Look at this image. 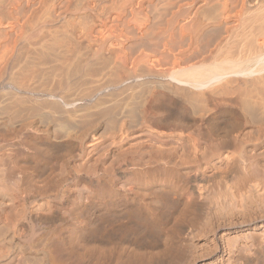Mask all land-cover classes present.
I'll list each match as a JSON object with an SVG mask.
<instances>
[{
  "label": "bare ground",
  "instance_id": "obj_1",
  "mask_svg": "<svg viewBox=\"0 0 264 264\" xmlns=\"http://www.w3.org/2000/svg\"><path fill=\"white\" fill-rule=\"evenodd\" d=\"M0 29V73L23 46L62 56L55 59L60 72L76 65L81 74L80 82L35 75L41 82H30L32 64L20 82H0L6 235L17 230L15 206L30 201L27 182L40 176V195L61 194L62 201L32 202L39 213L32 218L75 221L65 243L85 240L97 249L115 226L121 235L143 234L123 248L128 262L136 249L156 247L154 259L171 255L176 236L162 234L146 198L153 171L164 178L159 193L177 181L187 191L181 205L207 210L204 230L180 227L186 241L204 242L194 264H264V0H0ZM109 109L117 128L102 116ZM86 200L103 210L90 224L73 215ZM15 232L0 240L10 244L2 264H21L29 248L37 264H56L60 236L51 227L26 250Z\"/></svg>",
  "mask_w": 264,
  "mask_h": 264
},
{
  "label": "rangeland",
  "instance_id": "obj_2",
  "mask_svg": "<svg viewBox=\"0 0 264 264\" xmlns=\"http://www.w3.org/2000/svg\"><path fill=\"white\" fill-rule=\"evenodd\" d=\"M0 30H1V32L4 31V29H0ZM21 47L22 48H19V50L17 52L19 54L16 53L17 55L15 54L16 56L13 58V60H11L10 64L4 70L1 71V73H0V82H14L13 79L14 80L17 79V81L20 82V79H21L20 77H22V73L28 71L27 67L31 66L32 64L33 65L31 67H35L36 68L35 73L40 72L41 74L39 73V75H37V74L33 73L31 75V77H29V78L33 79V80L30 79L31 80L30 82H34L35 80H36L35 82H41L40 79L43 80V79H46V77L49 78L48 79L49 81L46 79V80H44L42 82H56V81L57 82H76V81L80 82L81 74H78L79 70L76 69L77 68L76 65H73L76 68L73 67V66H68L69 69L67 68V65H63V69L65 70V72L63 70L60 72L59 69H62L61 68L62 64H59V63L61 62V58H63L62 56L58 57L60 62L58 61V64H57L56 63L57 61H55V59L58 60V58L55 56V59H54L53 58L54 54L52 55V54L49 53L50 55L45 54V56L43 54H40L41 56L43 55V57H46V58H44V61L46 60L47 63H50V66L48 64V68L47 69H43L38 64V63H41L40 62L41 60H42V62H44L43 58H41V56L39 54L35 53L34 51L28 50L27 47H24V49H23V46H21ZM31 55H33V56H31ZM38 56H40V57H38ZM29 57H30V59L33 58V62L34 63L32 61H30ZM40 58H41V60H40ZM47 59L49 61H47ZM37 60H38V62H37ZM53 61L56 63L55 65H52V64H54ZM51 62H53V63L51 64ZM62 62H64V61H62ZM58 65H60V66H58ZM64 66H65V68H64ZM28 68L30 69V67H28ZM73 68H75V69H73ZM18 69H19V71H17ZM45 70H47L46 71L47 73L45 72ZM49 70L50 71L53 70V72H56V73L52 74V72H50ZM73 70H76L75 71L76 73ZM69 71L72 72V73H70ZM62 72H64V73H62ZM60 73L62 75H60ZM15 74H17V75L20 74L21 76L18 75L17 77H15L16 76ZM51 74L53 76H51ZM33 75L40 77V79L35 77V76H33ZM78 75H80V77ZM33 77H35V78H33ZM10 78H12V81H11ZM17 81H15V82H17ZM115 112H116L115 110L109 109L106 112L107 114L103 113V115H102L104 118L106 117V119H105L106 123L109 126V128H111V129H114L115 127L117 128V126H118V121L116 119ZM111 113H112V115H111ZM108 114L111 115V116H109ZM107 115H108V117H107ZM131 116L135 119L136 113L132 112ZM63 122H64L63 124H65V125H68V126L72 125V123H70V121H63ZM111 125H112V127H110ZM193 159H191V162L189 161L190 165L197 166L200 162L198 161V159H194V160ZM192 162L193 163L196 162V164H193ZM43 179H44V177H40L39 176L34 181V183H33V180H31L32 183L29 182L30 180L27 182V187H29L30 190H29V188L26 189L27 192L25 191L23 193V196L25 198L24 200H26L27 198L30 199V201H29L30 203L29 202L25 203V201L20 200L18 205L15 206L16 209L15 208L13 209L12 215L15 213L13 215L14 217L15 216L17 217L18 214H19L18 217L19 218L21 217L20 219L19 218H13V221L14 220L15 221L18 220L16 222L14 221V226L17 225L14 228H16L17 230L14 229L13 232L16 231L15 232L16 234H21V235H18V236L15 237V241H17V243H22L21 247H23V249L26 250L25 247H26V245H28L26 243H28L29 240L36 241L38 239H41L42 237H44V235L46 233V230L51 227L56 232V234H58L60 236V240L58 242H56V245H55V262H56V264H185V263L186 264H194V262L196 261V259L193 257L194 249L205 246L204 244H202L204 242H201L200 240H198V238H194V242L192 240L186 241L187 240L186 236H185V234H187L186 230H182L180 227L182 226V227L188 228V229H191V227H193V228H196V230L199 229V227H200V230H201L203 225H204L203 224L204 223V219H206V217H205L206 214L205 213L207 212V210L202 208V210H205V211H202L201 209H198V208H187L184 204L181 205V203H182V201H183V199H184V197L186 195L185 193H187V191H186L185 185H183L181 183H178L177 181H175V183L177 185H175L174 188L169 187L166 190H164L162 193H159L160 191L158 192V190L155 189V187H157V185H158L157 182H160L164 178H163L162 175L158 174L157 172H153V171L148 173V180L151 181V182H149V184H151V185H150V189L146 192V196H147L146 198L148 200V203H149L152 211L157 216V220L159 221V223L162 226V234H164V235L168 234V235H171V236L173 235V237L176 236V239L173 240L174 243L172 244L173 246H172L171 255L163 256V257H160L158 259H154L151 256L154 255L156 252H158L156 247L155 248H149V249H146V250L136 249L135 250L136 255H135L134 260L131 261V262H128L127 261V257H126L127 252L123 251V248L127 247V246H130L132 244V241L135 238H137V237L141 238V236L143 234H137L138 231L134 230L136 232L135 233L133 230H131L130 232L129 231L127 232V233H129L127 235V233H125L127 230L125 229V232H123V235L126 234L127 236L125 235V237H124L123 235H121L122 233L120 234L121 231L118 230L117 227H115V226L113 228H111V227L109 228V229H111L113 231V233H112V236L109 238L108 242L105 239L106 240V244H103V245L102 244H97L99 246V247L97 246L98 250L96 248H94L93 245H90L89 243L85 242V240H82V242H81V240H79V241H77L75 243H70L69 241H67V243H65L63 238H68V240H69V237L71 236V235L69 236V234L71 233V229L74 230L75 227H76L75 226V223H76L75 221L68 220V219L65 221V219L52 217V220L49 221V224H44L43 222H38L37 223L32 218V215L39 214V213H37V211H35L36 208L33 206L34 204L32 202H42L43 201V203L52 202V204H53L54 202H56L58 200H61V198H62V197H57V199H56V196H60L61 194L55 195L52 192L50 193L52 196H42V195H40L39 190H37V188L44 186V183L42 184ZM153 181H155V182H153ZM166 191H168V192H166ZM170 191H171L172 195H171ZM102 193H105V192H102ZM29 194H31V196ZM169 194L171 195L172 198L170 197ZM33 195H34V197L32 198ZM158 197H159V200L161 201V205L156 204L155 201H154ZM36 198H37V200H36ZM41 199H42V201H41ZM66 199L68 200L67 197L65 198V200ZM173 199H175L176 201L178 200V202L179 201L180 202L179 203L175 202V200L173 201ZM75 200L78 201V199H75ZM170 201L173 203V205L169 204V203H171ZM70 202L71 201H68V202L66 201V204L68 203L67 206L72 208L73 205L69 204ZM82 202H83V205H81L82 208L81 207L75 208V210L73 211V215H75L76 217L79 216L81 221L83 220V221L87 222L88 224H90L91 223L90 221L92 219L95 221V219H97L99 213L101 214L103 212V210L98 209V207H96V206L95 207L92 206L90 204V200H86V201H82ZM176 204H179L178 207L176 206ZM174 206H175V208H174ZM31 208L32 209L34 208L33 211H32ZM28 209H30V210H28ZM29 211H32V212H29ZM26 212L28 213V219L24 220L23 218H24ZM45 212H46V210H45ZM45 214L47 216L51 217L52 212L51 213L46 212ZM167 215H169V216H167ZM21 223H22V225H21ZM26 224L29 225V228H30L29 229V233L27 234L28 236H24V234H22L23 232H20V231H22V229L25 230L24 227L26 226ZM91 230L92 229H89V231H91ZM114 230H115V233H114ZM202 230H204V227H203ZM3 231L7 234L6 230H4V228L2 227L0 229V237H1L0 240L3 241L5 239V237L10 239L9 235L12 234L13 232H11L8 235H6ZM118 231H120V232H118ZM116 233H117V235H116ZM131 233H133L132 237H131ZM138 233H140V232H138ZM113 235H115V236H113ZM32 237H33V239H32ZM145 239H147V238H145ZM2 241H1V245H0V253L1 252H3V253H1L2 255H0V257H2L5 254V252H6V250H4V246L8 245L5 248L10 246V244L8 242L6 243L4 241V243H2ZM70 241H72V239ZM68 243L71 244V245H69ZM194 243H199V244H198V246L194 247L193 246ZM30 249L31 248L28 249L29 252L27 251L25 255H27V253H29V255L31 257L27 258L28 255L26 257L24 255L25 258L22 257V259L23 258L24 259L27 258L29 261L23 259L24 261L22 260L21 264H23V262L26 263V264H37V262H36L37 259L34 258L33 252L30 251ZM99 250H102L104 252V254L103 255H99V252H100ZM30 258H33V259H30ZM34 259H35V261H34ZM0 260H2V259L0 258ZM0 264H2V261H0ZM223 264H225V263L223 262ZM228 264H239V263H236L235 261H232V262H230Z\"/></svg>",
  "mask_w": 264,
  "mask_h": 264
}]
</instances>
